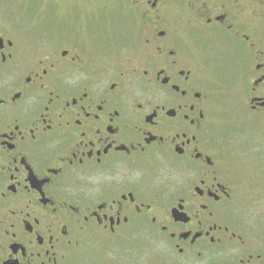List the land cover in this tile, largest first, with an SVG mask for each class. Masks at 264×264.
Wrapping results in <instances>:
<instances>
[{"label": "flooded vegetation", "instance_id": "flooded-vegetation-1", "mask_svg": "<svg viewBox=\"0 0 264 264\" xmlns=\"http://www.w3.org/2000/svg\"><path fill=\"white\" fill-rule=\"evenodd\" d=\"M25 10L0 17V264H264V0Z\"/></svg>", "mask_w": 264, "mask_h": 264}, {"label": "rangeland", "instance_id": "rangeland-1", "mask_svg": "<svg viewBox=\"0 0 264 264\" xmlns=\"http://www.w3.org/2000/svg\"><path fill=\"white\" fill-rule=\"evenodd\" d=\"M0 13L2 14H0L2 19L6 20L7 22L15 23L19 26L33 28L34 24H36L34 17L28 14V11H24V0H0ZM232 91L234 93V88H232ZM222 93L224 94L222 95L223 97L225 96V99L221 106L216 105L215 108L216 116L218 117L217 120L221 124L230 123L231 118H228V115L232 113L233 109L238 111V108L233 102V93L230 90L223 91ZM237 138L242 137L241 135H237Z\"/></svg>", "mask_w": 264, "mask_h": 264}]
</instances>
